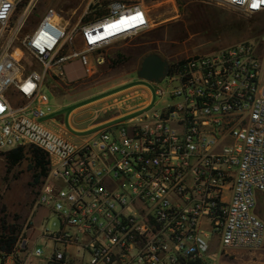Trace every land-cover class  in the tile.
Returning <instances> with one entry per match:
<instances>
[{
	"label": "built area",
	"instance_id": "obj_1",
	"mask_svg": "<svg viewBox=\"0 0 264 264\" xmlns=\"http://www.w3.org/2000/svg\"><path fill=\"white\" fill-rule=\"evenodd\" d=\"M22 1L0 0V151L45 155L35 205L60 229L19 232L0 248V264H217L260 249L264 50L245 41L168 63L154 82L166 88L154 93L123 84L102 109L114 120L73 142L43 121L54 113L44 81L63 78L74 60L90 74L89 55L147 29L146 0H85L75 19L48 7L20 38L35 5L27 0L18 10ZM190 1L264 13L253 0ZM137 13L143 24L106 33ZM26 61L41 70L25 73Z\"/></svg>",
	"mask_w": 264,
	"mask_h": 264
},
{
	"label": "rangeland",
	"instance_id": "obj_2",
	"mask_svg": "<svg viewBox=\"0 0 264 264\" xmlns=\"http://www.w3.org/2000/svg\"><path fill=\"white\" fill-rule=\"evenodd\" d=\"M26 3L27 0L22 1L18 10H22ZM33 3L35 5L19 34L20 38L32 31L48 7L61 10L67 16L75 12V19L85 0H34ZM145 4L149 9V27L134 37L114 43L101 53L89 55V59L83 60V65L87 67L92 63L90 74L82 71L80 80L74 83L64 82L66 85L60 82L63 84L62 89L55 87L53 78H46L44 91L50 99L54 113L43 120L45 123L50 118L60 117L65 120L74 107L84 103L80 98L93 94L88 100L93 101L104 96L97 93L113 90L125 81L128 86L146 85L152 93L157 88L165 89L164 82L149 83L136 76L141 61L149 54H156L168 63H173L187 56L207 54L245 41H253L258 50H264V13L247 16L230 9L190 0H146ZM100 58L102 61H98ZM23 65L25 73L41 70L40 65L35 62L26 61ZM62 79L65 80V76ZM57 92L65 94V97L55 95ZM158 100L154 95V109L160 108ZM89 118L96 122L103 119V116L90 115ZM28 149L30 148L25 151ZM3 152L6 151H0V230L3 225L7 228L14 227L30 237L39 235L42 231L58 232V218L35 205L37 192L44 178L38 184L34 183L29 154L20 164L11 167ZM258 214L264 220V208L259 207ZM258 250V254L251 257L244 254L250 251H239L229 258L218 260L217 264H243L242 261L248 259L264 264V245Z\"/></svg>",
	"mask_w": 264,
	"mask_h": 264
},
{
	"label": "crops",
	"instance_id": "obj_3",
	"mask_svg": "<svg viewBox=\"0 0 264 264\" xmlns=\"http://www.w3.org/2000/svg\"><path fill=\"white\" fill-rule=\"evenodd\" d=\"M91 65L92 63L89 66L91 67ZM82 68L83 66L78 60H74L68 63L64 67L65 80H63L62 78L55 80V84H56L55 87L62 89L63 84L60 82L74 83L80 80L82 78V71H83ZM123 84L126 87L136 85V84H132L128 86V82L125 81L124 83L118 85L117 87H114L113 90L111 89L106 92L97 93V94H104V96H101L100 98H97L93 101L92 100L88 101L90 97L93 96V94H90L89 96L84 97V98H80V101L81 102L84 101V103H82L79 106L74 107L68 113L65 120L60 119V117L50 118L48 123L46 122L45 124L51 130L64 135L68 140L73 141V142H79L81 138L83 136H86L90 130L105 126L110 121L114 120L115 116H111V114H107L103 112L102 109L105 104V99L111 93L119 90L121 86H123ZM144 87L150 90L148 86L144 85ZM55 95H62V94L57 92ZM62 97H65V94H63ZM99 114L103 116V119H101L100 121H96V122H93L90 120L89 118L90 115H99ZM257 251L259 250L245 252L244 254H247V256L251 257V256H255L256 254H258ZM242 263L243 264H257L255 261L251 259L242 261Z\"/></svg>",
	"mask_w": 264,
	"mask_h": 264
},
{
	"label": "trees",
	"instance_id": "obj_4",
	"mask_svg": "<svg viewBox=\"0 0 264 264\" xmlns=\"http://www.w3.org/2000/svg\"><path fill=\"white\" fill-rule=\"evenodd\" d=\"M197 2V1H192ZM202 3V2H201ZM7 164L11 167L20 164L27 154L30 156V169L33 171V181L38 184L41 178H45L47 175V159L45 155L38 149L30 148L25 151L23 148L13 149L7 152H3ZM19 234L14 227L2 226L0 230V248H10L14 243L16 235Z\"/></svg>",
	"mask_w": 264,
	"mask_h": 264
},
{
	"label": "water",
	"instance_id": "obj_5",
	"mask_svg": "<svg viewBox=\"0 0 264 264\" xmlns=\"http://www.w3.org/2000/svg\"><path fill=\"white\" fill-rule=\"evenodd\" d=\"M168 68V62L156 54H149L140 63L136 72L138 79L154 83L164 78Z\"/></svg>",
	"mask_w": 264,
	"mask_h": 264
},
{
	"label": "snow or ice",
	"instance_id": "obj_6",
	"mask_svg": "<svg viewBox=\"0 0 264 264\" xmlns=\"http://www.w3.org/2000/svg\"><path fill=\"white\" fill-rule=\"evenodd\" d=\"M262 3H264V0H253L251 7L253 9H256ZM129 21H134L135 24H143L144 23L143 15L140 13H137L135 16L123 18L120 21L116 22L115 24H110L106 27V33L109 35L113 34L112 32H108V29H115L117 32L123 30L121 25H125L127 27L135 26L134 24L128 23Z\"/></svg>",
	"mask_w": 264,
	"mask_h": 264
}]
</instances>
